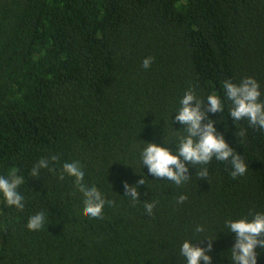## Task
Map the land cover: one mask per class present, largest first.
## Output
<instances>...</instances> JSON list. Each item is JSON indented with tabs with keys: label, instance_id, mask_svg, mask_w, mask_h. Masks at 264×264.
Wrapping results in <instances>:
<instances>
[{
	"label": "trees",
	"instance_id": "1",
	"mask_svg": "<svg viewBox=\"0 0 264 264\" xmlns=\"http://www.w3.org/2000/svg\"><path fill=\"white\" fill-rule=\"evenodd\" d=\"M248 77L264 101V0H0V176L15 169L24 178L23 210L0 195V264H186L181 244L206 248L203 239L213 240L211 264H232L225 221L264 212V131L232 120L223 89ZM187 91L205 103L202 123L213 120L248 165L243 176L213 158L186 163L190 177L176 185L143 166L145 142L175 154ZM211 94L221 112H207ZM53 155L54 171L31 175ZM74 161L114 202L102 218L82 215L74 178L58 179ZM141 177L133 202L123 182ZM145 201H155L151 215ZM41 211L45 227L29 230ZM255 251L264 264V249Z\"/></svg>",
	"mask_w": 264,
	"mask_h": 264
},
{
	"label": "clouds",
	"instance_id": "2",
	"mask_svg": "<svg viewBox=\"0 0 264 264\" xmlns=\"http://www.w3.org/2000/svg\"><path fill=\"white\" fill-rule=\"evenodd\" d=\"M152 57L142 61V67L148 68ZM225 97L231 101L229 109L230 117L234 121L247 120L253 128L258 127L264 131V101H260V91L257 81L251 77L243 79L239 85L230 81L223 82ZM195 102V104H194ZM180 107L175 113V121H178L183 128V134L176 136L175 154L169 148L159 146L152 142H145L146 146L140 153L143 166H147L148 173L153 177L167 179L176 185H181L190 176L188 165H207L213 158L218 161L227 162L231 166L230 175L235 179L243 176L248 165L245 164L242 156L225 142L223 135L216 132L213 127V120H207L203 110L205 103L198 100L193 91H187L179 101ZM194 105V106H193ZM207 112H221L223 105L221 98L215 94L207 97ZM238 135L244 137L245 130ZM59 160L58 156H51L49 159H40L32 168L31 175L37 176L39 169L47 168L50 164L55 165ZM18 170H12L8 177L0 176V195H2L7 206H14L18 210L24 208V197L17 191L18 186L24 182V178L17 174ZM74 178L75 187L83 197L82 215L91 218H102V211L105 204L111 206L114 202L106 200L103 194L95 187L88 186L84 182V171L79 161L65 162L60 169L58 179L63 180L64 176ZM198 177L206 178L207 169L203 168L198 172ZM141 177L135 184L129 185L123 182L125 195L133 202L139 200L138 186L144 185ZM187 197L179 196L177 203H182ZM155 201L144 202L146 213L152 214ZM249 218L226 220L225 225L230 233L235 235V242L230 248L232 264H257L258 253L255 251L259 245L264 249V212L250 211ZM49 222V221H48ZM26 227L31 231L40 230L45 227V214L43 211L29 217ZM196 232H202L203 227L198 226ZM207 240V247H199L196 244L185 240L180 247V254L185 258L186 264H211L210 252L212 241ZM200 241V240H197Z\"/></svg>",
	"mask_w": 264,
	"mask_h": 264
}]
</instances>
